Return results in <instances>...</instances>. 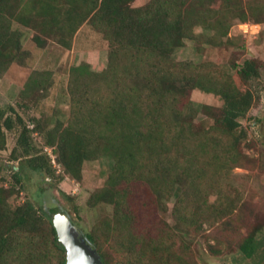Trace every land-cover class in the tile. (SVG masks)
Wrapping results in <instances>:
<instances>
[{
    "label": "trees",
    "instance_id": "obj_1",
    "mask_svg": "<svg viewBox=\"0 0 264 264\" xmlns=\"http://www.w3.org/2000/svg\"><path fill=\"white\" fill-rule=\"evenodd\" d=\"M135 2L0 0V73L27 53L21 33L13 29L15 21L35 29L41 47L54 39L71 48L85 23L101 32L110 45L108 67L100 73L88 65L75 68L70 118L48 130L45 145L55 149L64 171L77 180L86 161L112 159V170L88 204L111 205L113 211L90 231L81 229L105 264H196L189 236L201 234L205 223L219 221L232 229L242 221L243 208L223 182L236 167H256L242 147L248 132L241 119L259 98L250 82L260 77L262 62L233 63L244 89L222 66L178 60L174 54L186 39L223 45L236 21L263 22L264 1ZM195 90L222 99V105H204L212 122L196 121ZM9 111L16 116L0 103V150L7 147V130L19 127L11 160H24L41 176H55L52 158L33 142V132L43 133L44 127L39 123L30 129L13 106ZM4 168L0 162V264H67L53 219L63 209H48V215L28 199L11 204L22 189V174L13 168L20 187L6 186ZM260 229L255 226L238 243L248 257L262 245Z\"/></svg>",
    "mask_w": 264,
    "mask_h": 264
},
{
    "label": "rangeland",
    "instance_id": "obj_2",
    "mask_svg": "<svg viewBox=\"0 0 264 264\" xmlns=\"http://www.w3.org/2000/svg\"><path fill=\"white\" fill-rule=\"evenodd\" d=\"M148 1L136 0L135 4L141 5ZM13 29L21 33L23 48L27 53L22 62H14L7 71L0 73V103L8 110V114L15 117L16 114L9 111L13 106L30 129L35 130L39 123L44 127L43 133L39 130L33 132V142L50 155L56 175L41 176L30 170L24 160H11L12 150L20 134V128L16 127L7 130V147L0 150V162L5 166L1 182L6 186L17 185L13 168L21 169L22 189L10 198L11 204L17 205L28 199L47 214L48 209L60 207L80 229L90 231L103 215L113 211L111 205L92 207L88 204L91 193L104 184L112 170L113 161L106 156L86 161L83 177L77 180L64 171L55 149L45 145V136L58 121L67 123L70 118V89L77 76L75 68L88 65L90 71L100 73L108 67L109 41L90 23L80 27L71 48L54 39L47 40L41 47L34 39L37 31L17 21L13 23ZM174 56L178 60L196 64L214 62L232 72L236 83L244 89L246 86L239 81L236 70L232 68L233 63H241L246 58H257L262 62L260 77L250 82L259 98L246 117L241 119L248 132L242 147L256 160V167H236L229 179L223 182L224 190L231 189L239 207L243 208L242 221L236 220L235 228L232 229H227V225L219 221L205 223L202 233L189 236L188 241L192 245L196 264H264V21H236L223 45L210 44L205 39H186V44ZM79 75L80 79H88V75ZM192 98L197 122H212L205 111V104H223L219 96L201 90H195ZM176 198L174 196L169 202L170 208ZM166 218L173 222L170 213ZM257 225L261 226L258 235L262 238V245L254 256L248 257L240 250L238 243ZM210 246H214V252Z\"/></svg>",
    "mask_w": 264,
    "mask_h": 264
},
{
    "label": "water",
    "instance_id": "obj_3",
    "mask_svg": "<svg viewBox=\"0 0 264 264\" xmlns=\"http://www.w3.org/2000/svg\"><path fill=\"white\" fill-rule=\"evenodd\" d=\"M53 219L60 242L67 253V264H105L99 252L89 244L67 213L57 211Z\"/></svg>",
    "mask_w": 264,
    "mask_h": 264
}]
</instances>
